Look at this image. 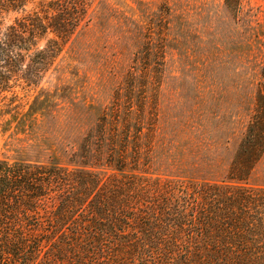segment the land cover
Masks as SVG:
<instances>
[{"label":"rangeland","instance_id":"1","mask_svg":"<svg viewBox=\"0 0 264 264\" xmlns=\"http://www.w3.org/2000/svg\"><path fill=\"white\" fill-rule=\"evenodd\" d=\"M21 1L26 13L5 27L29 13L57 17L55 7H85V15L40 85L15 81L0 93V161L56 162L105 184L124 179L96 145L106 115L107 134L116 120L130 136L141 127L142 163L128 175L227 179L264 96V0H241L235 17L225 0ZM233 185L264 189V152Z\"/></svg>","mask_w":264,"mask_h":264},{"label":"trees","instance_id":"2","mask_svg":"<svg viewBox=\"0 0 264 264\" xmlns=\"http://www.w3.org/2000/svg\"><path fill=\"white\" fill-rule=\"evenodd\" d=\"M240 1L225 0L231 17ZM24 6L0 0V93L15 81L40 85L85 15V7H55L57 17L29 13L5 27ZM49 34L55 39L41 48ZM261 75L264 89V65ZM260 98L220 184L128 175L142 163L141 127L130 136V126L120 132L116 120L107 134L106 115L96 145L124 179L105 184L93 171L56 162L0 161V264H264V189L233 185L249 179L264 152Z\"/></svg>","mask_w":264,"mask_h":264}]
</instances>
